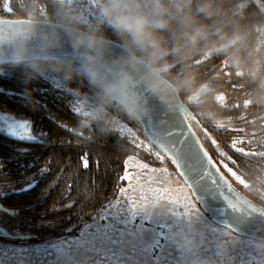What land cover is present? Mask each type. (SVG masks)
<instances>
[{"label":"clouds","instance_id":"9594fccd","mask_svg":"<svg viewBox=\"0 0 264 264\" xmlns=\"http://www.w3.org/2000/svg\"><path fill=\"white\" fill-rule=\"evenodd\" d=\"M13 3L18 22L5 26L10 38L0 41V76L18 78L29 103H36L29 86L41 81L85 100L87 114L77 126L85 139L107 141L134 123L166 146L193 103L198 114L223 119L216 98L226 93L227 78L222 72L205 78L202 57L226 61L242 85L240 102H249L250 113L264 112V7L256 0ZM247 181L252 195L264 191V176ZM240 198L244 213L237 218L245 229L255 227L239 241L213 216L168 218L177 264H219L238 242L264 256L261 206Z\"/></svg>","mask_w":264,"mask_h":264},{"label":"trees","instance_id":"16d2710c","mask_svg":"<svg viewBox=\"0 0 264 264\" xmlns=\"http://www.w3.org/2000/svg\"><path fill=\"white\" fill-rule=\"evenodd\" d=\"M10 1L14 11L13 0ZM9 19L17 20L15 15ZM1 79L0 89L3 92L0 91V111L33 121V132L40 141L36 144L23 143L0 135V160L4 161L0 166V192L6 193L9 185V195L0 196V204L5 208L25 210L28 220L32 221L37 216L47 215L48 210H51L49 213L57 211L64 215V220L68 219L71 224H76L91 217L119 195L126 184L123 177L128 156L133 154L142 156L144 161L155 162L152 157L118 135L107 141L79 137L76 127L80 118L69 110L64 100L45 92L43 81L29 86L36 101L29 103L25 98V86L18 78L10 81L9 77ZM230 112L232 111L223 108V117ZM192 115L196 131V123L203 124L193 113ZM134 125L138 129L137 124ZM213 125L210 126L212 130L216 129L212 133L213 140L235 162L233 164L220 156L211 140V148L206 144L204 146L219 168L220 162L226 163L246 180L250 176L257 179L264 176V133H260L255 139L254 143L257 145L254 149L248 148L245 141L239 146L242 151H234L230 147L235 138L232 130H222L226 127ZM259 126L255 124L249 129ZM41 133L43 136H40ZM218 135L221 140H217ZM20 149L26 150L25 153H20ZM85 160L87 167L84 166ZM32 177L37 181L35 188L23 194H10L13 188L21 187L22 181L26 182ZM263 193L261 191L258 195L246 196L264 208ZM33 206V211L27 210ZM17 232L33 233L31 227H18Z\"/></svg>","mask_w":264,"mask_h":264},{"label":"snow or ice","instance_id":"6c2138e0","mask_svg":"<svg viewBox=\"0 0 264 264\" xmlns=\"http://www.w3.org/2000/svg\"><path fill=\"white\" fill-rule=\"evenodd\" d=\"M95 3V0H92ZM5 7L8 11L11 8L8 7L7 3ZM55 87L61 88L57 83H53ZM46 86V85H45ZM81 115L87 114V106L80 107L77 105ZM188 118V117H186ZM0 120L6 125L7 131L11 136L17 137L19 140L34 141L37 139L30 133V122L19 123L12 120L9 116H0ZM11 121V122H9ZM179 125H177L178 127ZM217 127H224L223 124H217ZM43 136V133L40 134ZM151 140V139H150ZM151 142L160 147L157 143ZM212 143L216 145V141L213 140ZM243 143L242 141L234 142L231 147L237 151H242V149L237 147V144ZM170 147H165L164 150L170 153V158L172 162L180 167L188 168L185 163L189 155V146L187 141H182L180 135H175L172 141H169ZM167 144V145H168ZM218 146V145H217ZM20 153H25L26 150L20 149ZM251 155V153H246ZM220 155L225 159L231 161V158L224 152H220ZM158 159H163L159 152L156 153ZM204 159L200 160L201 167H207L209 164L215 167V163L208 156L207 152H203ZM199 159V157H194ZM233 164L234 161H231ZM4 163L0 160V166ZM85 167H87V161L85 160ZM231 173L233 177L244 187L248 188L249 185L242 178V174H238L237 171H233L232 168H228L227 164L223 165ZM18 167H23V165H18ZM143 168H148L147 164L142 165ZM155 171V170H150ZM167 172V169H163ZM218 173V170H217ZM187 174V172L185 173ZM123 179L128 180L130 176L126 173ZM219 181L222 187H227L229 191H232L228 182L224 179L222 175L219 176ZM215 183V181L213 182ZM37 181L35 177L28 178L26 182H21V187L13 188L10 194H23L27 193L36 187ZM122 194L127 192L126 189L121 190ZM5 193L0 192V196H4ZM235 195V200L229 202V207L234 213L243 214L244 208L242 206L241 198L238 194ZM166 194L158 189H151L147 193H141L142 202L136 203L130 201V205H126L123 208L120 207L119 202L112 205L117 208V212L112 216V222L107 227L97 228L94 232L85 231L83 235L78 240H73L70 242V249L66 252L61 243L52 244L45 246L43 249L36 250L40 255L34 256L35 264H49V259L52 264H177V259L174 255L175 248L171 244L168 238V234L165 233L163 238L161 233H164L165 228L168 229V218L176 217L183 218L184 216L191 215L193 209L190 204L185 201L182 205L183 211H171L170 215L165 218V213L168 211L162 207V201H165ZM166 203L169 206H174L179 204L178 200L171 199L168 196ZM251 208V205H249ZM27 210L33 211L34 206ZM18 209H8L0 204V212L6 213L10 217H17L19 215ZM218 209L210 206L209 212L215 213ZM260 212V215L264 217V211L256 210ZM237 216H234L230 223L234 225L233 231H243L244 226L242 221H240ZM139 221L148 222V226L144 223H139ZM155 225V227H153ZM229 227V224H225V228ZM168 232V230H167ZM0 234L10 235L12 233L3 232L0 229ZM4 256H8V252L0 250ZM131 257V259H129ZM29 264H32L30 261ZM254 264H264V256Z\"/></svg>","mask_w":264,"mask_h":264},{"label":"rangeland","instance_id":"374dc122","mask_svg":"<svg viewBox=\"0 0 264 264\" xmlns=\"http://www.w3.org/2000/svg\"><path fill=\"white\" fill-rule=\"evenodd\" d=\"M2 17V16H1ZM5 18V17H3ZM44 82L48 84L45 86V92H50L57 96L61 101H65V105L69 110L78 118L82 115L77 109V105L80 107H86L87 103L85 100L74 97L71 93L64 90L63 88H58L53 85L52 82ZM75 87V85H73ZM223 100V97L221 98ZM197 132V131H196ZM118 136L125 138L135 147L139 148L141 152L152 157L155 162L144 161L143 157L136 155H130L125 162V174L130 176V179L125 180L126 184L122 189H126L127 192H119V195L108 205L103 206L97 212L84 221L76 224H71L68 219L64 220V215L60 212L48 213L43 217L36 218L35 221L29 219V223L33 226V234H37L38 238L35 240L27 241H14L8 238H0V250L8 252V256H4L0 252V264H35L34 256L40 255L36 250L43 249L45 246L61 243L64 250L67 252L70 249V242L73 240H78L83 235L85 231L94 232L97 228L107 227L112 222V216L117 212V208L112 205L119 202L120 207L123 208L126 205H130V201L136 203L142 202L141 193H147L151 189H158L166 194L165 201H162V207L168 211L165 213V218L170 215L171 211H183L182 205L187 201L191 208L194 210L192 214H203L204 211L198 206L197 202L194 200L193 195L184 183L183 179L178 174L176 168L172 165L171 161L160 153L157 148H155L135 127L133 123L126 124L124 130L117 134ZM237 141H245V139H237ZM240 144V143H239ZM205 145V144H204ZM159 152L163 159H158L156 153ZM147 164L148 168H143L142 165ZM223 162H220V168L222 172L227 176V178L239 189L244 195L250 194L248 188H244L236 179L231 175L227 168H225ZM228 168H232L228 165ZM163 169H167L164 172ZM233 171L234 168H232ZM155 170V171H150ZM124 174V176H125ZM242 178L248 181L242 176ZM249 185V184H248ZM264 194V193H263ZM171 199L178 200L180 203L174 206H169L166 201L168 196ZM254 196V195H252ZM0 213V226L7 228L8 230L18 233L15 228L9 226V220H6ZM5 214V213H4ZM139 223H144L148 226V222L139 221ZM155 227V225H153ZM11 228V229H10ZM167 228H165L164 233H161L163 238L164 234L167 233ZM39 234V235H38ZM225 234L233 239L240 240L242 236L233 233L230 229L225 228ZM176 259V251L174 253ZM261 256L255 255L252 250L244 243L238 242L233 248L230 256L220 260L219 264H254ZM131 259V257H129ZM49 264L52 261L49 259Z\"/></svg>","mask_w":264,"mask_h":264},{"label":"water","instance_id":"95a60500","mask_svg":"<svg viewBox=\"0 0 264 264\" xmlns=\"http://www.w3.org/2000/svg\"><path fill=\"white\" fill-rule=\"evenodd\" d=\"M17 20H12L8 18H3L0 16V41L9 39V33L5 26H11L16 24ZM190 115H186L177 121L176 127L173 129L171 133V137L169 141L173 140L175 135H180V139L182 141H187L189 146V155L185 161L188 165V168L191 171H188L187 168L180 167L172 162L170 158V153L164 150L165 147H170L171 144L166 146H156L150 140V129L147 125H137L138 130L140 133L155 147L157 150L160 151L164 156H166L169 161H171L172 165L176 168L178 174L183 179L184 183L190 189L194 200L197 202L198 206L204 211L207 216L216 217L218 220L223 221L225 224H229L228 229H230L233 233L243 236L246 231L252 230L255 227V224L249 225L247 229H243V231H233L232 228L234 225L230 223L234 216L239 215V213H234L232 209L229 207V202L235 200V195L238 194L240 197H245L248 201L251 202L253 206L257 204L250 200L246 195H244L236 186L227 178V176L222 172L219 166L215 163L207 149L205 148L201 138L197 134L192 124V120L194 117L191 111L188 109ZM0 116H9L12 120H15L19 123L30 122V133L35 136L33 132V121L28 119H19L14 115L9 113H5L0 111ZM188 117V118H186ZM11 122V121H9ZM177 125H179L177 127ZM0 135L10 140L19 141L23 143H30L36 144L40 143L38 138L34 141H27V140H19L17 137H13L7 131L6 125L2 120H0ZM203 152H207L208 156L211 157V160L215 163V167H212L209 164L207 167H201L200 160L204 159ZM199 157V159H195L194 157ZM218 170V173H217ZM187 172V174H185ZM222 175L224 179L228 182V185L232 189L229 191L227 187H222L219 181V176ZM215 181V183H213ZM215 207L218 209L215 213L209 212V207ZM261 211H264L263 207H260ZM0 229L3 232L12 233L10 235H3L0 234V238H8L14 241H27V240H34L38 238L36 234L33 233H14L7 228L0 226Z\"/></svg>","mask_w":264,"mask_h":264},{"label":"flooded vegetation","instance_id":"af4514ba","mask_svg":"<svg viewBox=\"0 0 264 264\" xmlns=\"http://www.w3.org/2000/svg\"><path fill=\"white\" fill-rule=\"evenodd\" d=\"M6 3L8 7L11 8V11H8V8L5 7ZM256 6L264 7V3H262L261 0H256ZM13 14H14V11H13L11 1L7 0V2H2L0 0V16L9 19V18L14 17ZM198 63L204 66L202 75L205 78H211L217 72H222L223 76L227 78L226 79L227 91L224 95L218 96L216 98V102L219 105H221L222 108L229 109L232 112H230L225 117H223V119L210 120L207 117L198 114L197 107L195 106L194 103L190 104L188 106V109L191 110V112L195 115L197 120L199 118L203 124L201 125V123L199 122L196 123L197 134L199 135V137H201L203 143L211 148V140L214 139V137L212 136V133H214L216 129L212 130L210 126L213 124L214 125L223 124L226 128L222 130L231 129L233 134L235 135L233 143L237 139H245V141L248 143L247 147L254 149V147H256L257 145L254 143L255 139L258 138V136H260L262 133H264V112H257L255 114L250 113L249 112V107H250L249 102L244 101L243 104L240 102V99L243 96L242 85H240L237 80L231 79V77L233 76V73L229 70L226 61H222L221 59H213L212 57L209 56V57H202L201 60L198 61ZM8 77L9 76H0V80H2L1 78L8 79ZM14 78L15 77H9V81ZM45 85H48V84H45ZM0 91L3 92V89H0ZM240 94L242 96H239ZM222 97H223V100H221ZM255 124H259L260 126L249 129V127H254ZM227 126L230 128H227ZM78 136L83 137L79 133H78ZM217 140H221L220 135L217 136ZM245 141H243V143ZM243 143L237 144V147L240 148L239 146ZM214 149L215 150L217 149L219 153L221 151L226 153V151L222 149L219 144H216ZM231 149L236 151V149L232 147ZM253 152L254 151L252 150L251 153L253 154ZM226 155L229 157V154L226 153ZM5 195H9V185L7 186V191ZM18 210H20L19 215L15 218L8 216L6 213L5 214L3 212H0V213H3L1 215L3 216L4 219L9 220L10 227L12 228L16 227L15 228L17 229L16 231H18V227H31V229H33L32 228L33 226L29 223L28 216H26L27 213L25 212V210H21V209H18ZM49 212H51V210L50 211L48 210V213Z\"/></svg>","mask_w":264,"mask_h":264}]
</instances>
